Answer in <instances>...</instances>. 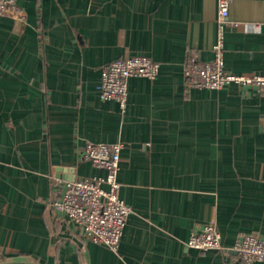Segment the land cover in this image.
Segmentation results:
<instances>
[{"label": "crops", "instance_id": "crops-1", "mask_svg": "<svg viewBox=\"0 0 264 264\" xmlns=\"http://www.w3.org/2000/svg\"><path fill=\"white\" fill-rule=\"evenodd\" d=\"M17 3L23 23L0 19V264H240L238 238L264 239V87L190 88L183 69L213 60L221 34L226 73L264 76V0H230L223 25L217 0ZM130 56L159 71L130 78L121 109L98 86ZM87 143L122 146L117 251L50 207L66 182L104 176ZM210 222L222 248H188Z\"/></svg>", "mask_w": 264, "mask_h": 264}, {"label": "built area", "instance_id": "built-area-1", "mask_svg": "<svg viewBox=\"0 0 264 264\" xmlns=\"http://www.w3.org/2000/svg\"><path fill=\"white\" fill-rule=\"evenodd\" d=\"M217 8L218 23L231 24L230 0H217ZM5 17L17 23L26 20L17 0H0V19ZM158 71V63L145 56H130L112 61L102 68L98 86L100 98L116 101L124 109L128 99V80L133 77L154 79ZM183 75L186 86L190 88L219 90L231 83L264 87V76L249 77L224 71L221 34L214 46L213 60L200 62L190 58L184 65ZM121 148L120 144L87 143L81 153L82 160L104 171V176L66 182L61 198L50 203L55 212L62 213L73 221L87 240L112 251H117L127 217L132 213L131 208L117 194ZM186 246L200 252L221 249V235L216 224H205L199 232L190 236ZM232 250L238 254L240 264L264 262V239L254 234L238 238Z\"/></svg>", "mask_w": 264, "mask_h": 264}, {"label": "water", "instance_id": "water-1", "mask_svg": "<svg viewBox=\"0 0 264 264\" xmlns=\"http://www.w3.org/2000/svg\"><path fill=\"white\" fill-rule=\"evenodd\" d=\"M3 264H31L28 262H13V263H3Z\"/></svg>", "mask_w": 264, "mask_h": 264}]
</instances>
